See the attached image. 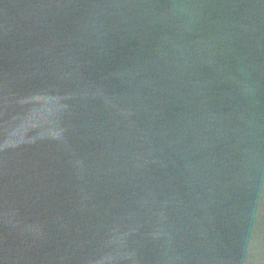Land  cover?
Segmentation results:
<instances>
[{
  "label": "water",
  "instance_id": "95a60500",
  "mask_svg": "<svg viewBox=\"0 0 264 264\" xmlns=\"http://www.w3.org/2000/svg\"><path fill=\"white\" fill-rule=\"evenodd\" d=\"M0 264H264V0H0Z\"/></svg>",
  "mask_w": 264,
  "mask_h": 264
}]
</instances>
